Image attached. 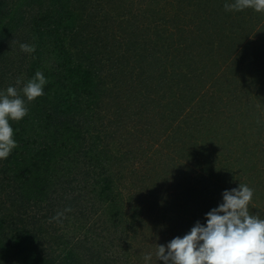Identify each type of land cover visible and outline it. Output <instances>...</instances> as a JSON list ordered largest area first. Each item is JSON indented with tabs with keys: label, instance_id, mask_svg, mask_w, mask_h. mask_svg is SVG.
Wrapping results in <instances>:
<instances>
[{
	"label": "rangeland",
	"instance_id": "1",
	"mask_svg": "<svg viewBox=\"0 0 264 264\" xmlns=\"http://www.w3.org/2000/svg\"><path fill=\"white\" fill-rule=\"evenodd\" d=\"M28 1L0 0L2 10L9 11L1 29L12 18L25 21L23 10L30 8ZM199 1L77 3L89 9L92 3L93 19L100 21L103 16L106 26L100 33L102 52L93 58L94 67L108 79L99 83L100 99L88 121L96 140L83 129V151L76 147L70 163H61L52 171L46 201L39 208L27 204L25 217L17 214L19 194H14L13 182L6 176L9 172L0 169V215L9 217L11 210L12 217L19 216L13 222L42 237V254L46 253L42 264H158L157 244L184 235L198 220L204 223V214L222 202L223 190L239 183L254 191L250 213L264 218V12L251 8L226 11L225 0H220V12L209 8L204 15L199 9L212 0ZM211 37L213 43L208 44ZM83 38L93 40L87 28L73 33L75 43ZM20 43L15 42L12 52L9 47L5 52L0 49L1 56L12 55L14 67L8 78L13 82L7 83L13 85L17 78L30 79L26 73L38 54L21 51ZM30 44L37 47L36 40ZM186 45L195 55H188L185 62L182 48ZM39 49L37 71L45 73L61 56L47 52L44 43ZM69 50L76 52L77 48ZM118 66L125 75L109 80ZM66 117L77 122L74 128L82 126L81 115ZM113 156L116 162L112 165ZM115 165L122 176L114 187L123 216L117 215L118 219L109 217L107 204L93 192ZM210 171L224 180L212 184ZM150 176L158 187L155 194L164 195L163 200L157 195L160 203L151 198L152 190L149 194ZM138 189L141 210L132 216L127 196ZM65 208L71 211L52 219ZM23 219L26 224L20 222ZM131 220L135 221L132 225ZM7 228H0L1 249L6 247L2 235ZM67 251H71L70 259L65 258ZM149 254L151 260L146 261Z\"/></svg>",
	"mask_w": 264,
	"mask_h": 264
},
{
	"label": "trees",
	"instance_id": "2",
	"mask_svg": "<svg viewBox=\"0 0 264 264\" xmlns=\"http://www.w3.org/2000/svg\"><path fill=\"white\" fill-rule=\"evenodd\" d=\"M79 1L81 3L86 1L85 3H87L90 0ZM79 1L29 0L30 8L23 10L25 21L18 23L21 18L17 22L13 18L12 20L9 19L2 29L3 19L8 15L9 11L5 12L0 7V49L4 48L5 52L6 47H9V51L12 52L15 42L30 44V41L32 43L36 40L37 47H35L33 53L38 54L32 60L31 71L26 73L28 78L34 76L40 65L41 51L39 53V47L41 48L43 43L44 47L47 48V52H51L59 58L61 56L56 65L52 68L46 67L44 70V75L48 81L44 87V94L31 102L26 101L28 114L22 120L10 121L18 146L13 149L7 159L1 160L0 169L3 172H9V175L6 176L13 182V188L16 190L14 194L16 196L19 194L20 201L19 207H17V214L21 217H25L27 204L30 202L36 208L44 204L47 199L48 190L51 187L48 177L51 176L52 171L61 163L65 164L68 162L70 155H72L76 147L78 149L80 147L84 148L83 129L89 133V137L91 135L94 138L90 134L89 126L91 125L88 124V121L92 120L94 106H97V102L100 99L101 87L99 83H107L108 79L101 76L100 70L94 67L93 58L96 59L102 52L103 44L100 40V33L106 26L101 20L103 16H101L100 21L93 19L92 13L94 14L95 10L92 3H90L89 9L82 4H77ZM212 1L209 5L206 3V6L199 9V11L201 10L204 15L209 8L210 11H219L222 2L217 0L219 6H215ZM31 5L34 6L36 12L34 9L31 10L33 8ZM212 25L213 33L215 34V24L212 23ZM86 28L93 40L87 41V43L85 42L86 39L83 38L80 44L75 43L73 41V33H81ZM3 34L6 36L2 37L1 35ZM34 36L36 37L34 38ZM66 41H68V45L65 43ZM208 41V44H212L213 37L208 38ZM68 46H70L69 48L72 46L76 47L77 51L71 52ZM182 49L184 57H186L183 58L185 62L188 55H195V51L189 45H186ZM13 67L12 55L6 53L5 56L0 55V79H3V82L0 83V89H6L9 85H13V83H7V81L13 82V78L12 80L10 77L8 78V73ZM171 67H173V64H171ZM121 70L120 66H118L117 71L110 73L109 80L123 77L125 74ZM183 71L185 70H181V72ZM182 82L184 83V80ZM14 85L16 84L14 83ZM66 114L81 115L83 118L79 123L82 126L74 128L78 126L76 125L77 122H73V117L68 118V120ZM70 133H74V135L70 136ZM82 148L80 149L83 151ZM102 148H100V151ZM84 153L86 152L84 151ZM112 158L111 164L113 165L116 162V157L114 158L113 156ZM95 160L100 162L98 157ZM231 162L234 163L235 160ZM69 163H67L68 167ZM116 165L122 167L120 162H117ZM116 165L113 166V169L111 167L108 174L104 175L102 183H99L97 189H94L93 192H95L98 201L107 204V211L111 215L109 217L113 216L118 219L117 215L119 217L123 216L119 211L118 194L114 193V187H116V182L122 176L118 175L120 168L116 170ZM100 171H103V169ZM254 172L255 170L252 171V173ZM210 173L207 175L210 177L209 180L212 184H216V181L218 182L217 179L224 180L225 178L220 177L212 171ZM154 182L151 179L149 194L152 190L151 194L154 196L151 198L155 199V202L160 203L156 197L159 195L160 199L163 200L162 196L164 195L160 193L155 194L158 187H155ZM128 185L126 187L129 188ZM1 187L0 184V190ZM227 189L231 188L227 187ZM136 195L141 196L139 189L129 193L127 196L132 203V216L137 214V209L141 210L140 201L142 200L137 198ZM164 204L167 205L165 201H163ZM16 206V202H13L12 207L16 209ZM12 216H14V213L10 210L9 217L7 215L0 217V228L4 229L5 226L8 227L2 235V242L6 244V247L4 249L0 247V264H8V262H11L10 264H42L46 256V253L45 255L42 254L44 250L41 247L42 237L34 229L13 222L12 220L14 218L18 219L19 216ZM20 222L26 224L24 219ZM134 222V220L129 221L131 225ZM6 223L7 225H5ZM130 224L128 226L132 228ZM9 226L13 227V229H10ZM71 255V251H67L65 258L70 259ZM67 263H71V260ZM87 264L94 263L88 262Z\"/></svg>",
	"mask_w": 264,
	"mask_h": 264
},
{
	"label": "clouds",
	"instance_id": "3",
	"mask_svg": "<svg viewBox=\"0 0 264 264\" xmlns=\"http://www.w3.org/2000/svg\"><path fill=\"white\" fill-rule=\"evenodd\" d=\"M224 8L264 12V0H225ZM19 47L25 53L35 51L32 44ZM47 83L44 73L36 71L26 82L17 78L16 85L0 89V160L7 159L18 146L10 121H20L28 114L26 101L42 96ZM253 195L247 184L223 190L222 202L204 214V223L198 220L184 235L157 244L158 264H264V218L249 211ZM70 211L65 208L52 219ZM144 259L150 261L151 254Z\"/></svg>",
	"mask_w": 264,
	"mask_h": 264
}]
</instances>
